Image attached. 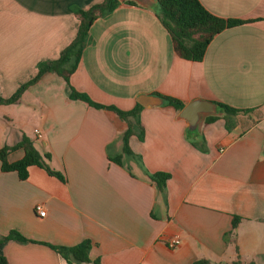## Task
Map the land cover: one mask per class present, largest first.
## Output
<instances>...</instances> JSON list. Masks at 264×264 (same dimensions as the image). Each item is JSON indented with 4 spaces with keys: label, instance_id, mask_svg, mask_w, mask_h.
Returning a JSON list of instances; mask_svg holds the SVG:
<instances>
[{
    "label": "crops",
    "instance_id": "obj_1",
    "mask_svg": "<svg viewBox=\"0 0 264 264\" xmlns=\"http://www.w3.org/2000/svg\"><path fill=\"white\" fill-rule=\"evenodd\" d=\"M102 1L0 0V98L12 96L74 40L73 10ZM199 1L214 16L248 22L223 30L203 60L192 62L175 54L153 11L121 3L91 25L70 85L124 111L141 95L252 111L216 116L190 139L179 111L143 107V138L131 136V153L124 154L127 123L70 99L61 77L44 74L16 104L0 105V149L26 136L66 182L37 166L21 180L0 164V236L15 231L29 241L0 244L9 264H70L48 245L70 248L83 240L91 243L84 264H264V0ZM20 106L28 108L32 136L16 113ZM11 125L19 126L12 136ZM23 156L12 150L7 161ZM119 156L122 166L113 161ZM158 172L170 175L165 202L147 181ZM234 216L241 221L233 231ZM175 238L180 244L169 248Z\"/></svg>",
    "mask_w": 264,
    "mask_h": 264
},
{
    "label": "trees",
    "instance_id": "obj_2",
    "mask_svg": "<svg viewBox=\"0 0 264 264\" xmlns=\"http://www.w3.org/2000/svg\"><path fill=\"white\" fill-rule=\"evenodd\" d=\"M130 5L138 6L135 2L125 1ZM121 2L118 0H103L101 3L88 8L87 10L75 9L73 14L79 20V27L74 40L61 52L56 60L47 61L39 64L36 75L21 85L20 88L9 98H0V105H12L19 101L22 94L31 86L36 84L40 78L49 72H53L61 77L68 86L69 98L83 101L88 106L96 109H106L115 113L122 121L127 123V128L121 136L123 144V153L130 154L128 140L131 136L143 138V128L139 121V114L143 107L136 103L133 109L124 111L115 106H104L92 101L86 94L76 91L70 85V76L78 67L83 50L90 43L89 32L93 22L112 13ZM155 16L160 21L168 35L170 36L175 54L184 60L192 62H201L205 55L208 45L213 38L223 30L236 27L247 23L248 21L238 19H224L209 13L199 0H158L157 6L153 10ZM165 106H170L175 111H181L185 104L178 99L163 96ZM223 109L224 117H235L239 114L249 113L252 110H238L230 106L216 103ZM216 117H207L205 122L210 123ZM226 127L230 130L229 122ZM16 149H22L24 156L21 160L9 163L7 154ZM121 157L114 158L113 161L122 166ZM50 160L49 154L41 155L34 147L33 142L26 136L14 146H5L0 149L1 170L5 172H17L21 180L27 178V170L31 166H37L44 169L50 176H53L65 183L66 179L60 172L52 170L47 162ZM147 181L154 186L157 197L165 202L166 182L170 178L169 174L158 172L147 174ZM240 217L234 216L232 221L233 231L237 228ZM230 235V234H229ZM232 239H235L232 234ZM13 240L20 243L29 242L25 237L15 231H11L7 236H0V244ZM31 242V241H30ZM52 250L59 253L70 264H84L89 262V251L91 243L89 240H83L74 247L50 246ZM0 264H9L6 258L0 255ZM193 264H210L209 260H198ZM231 264H253L242 263L240 260Z\"/></svg>",
    "mask_w": 264,
    "mask_h": 264
},
{
    "label": "water",
    "instance_id": "obj_3",
    "mask_svg": "<svg viewBox=\"0 0 264 264\" xmlns=\"http://www.w3.org/2000/svg\"><path fill=\"white\" fill-rule=\"evenodd\" d=\"M135 2L138 6L153 11L157 6L158 0H118ZM137 103L142 107H157L164 104V100L158 96L141 95L137 98ZM223 115V109L216 103L195 99L187 103L179 112V119L186 122L185 134L190 139H196L200 136V128L207 117H216Z\"/></svg>",
    "mask_w": 264,
    "mask_h": 264
},
{
    "label": "rangeland",
    "instance_id": "obj_4",
    "mask_svg": "<svg viewBox=\"0 0 264 264\" xmlns=\"http://www.w3.org/2000/svg\"><path fill=\"white\" fill-rule=\"evenodd\" d=\"M27 110H28L27 107L20 106V107H17L16 108V113H20V115H24V120H20V121H21V123H24L26 121V124H28V127L25 129V132L26 133L28 132V134L32 136V132L31 131H32V129H33L34 126L32 124V119H30V118L27 117V112H28ZM18 129H19V126L18 125H11V127L8 130V132L12 136L15 132H17Z\"/></svg>",
    "mask_w": 264,
    "mask_h": 264
},
{
    "label": "built area",
    "instance_id": "obj_5",
    "mask_svg": "<svg viewBox=\"0 0 264 264\" xmlns=\"http://www.w3.org/2000/svg\"><path fill=\"white\" fill-rule=\"evenodd\" d=\"M35 133H37V131H35ZM36 209H37V211H39V215L40 216H44L45 215V212L41 208L37 207ZM179 244H180L179 239L178 238H175V239L169 241L168 244H167V246L169 248H175Z\"/></svg>",
    "mask_w": 264,
    "mask_h": 264
}]
</instances>
